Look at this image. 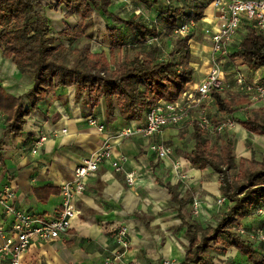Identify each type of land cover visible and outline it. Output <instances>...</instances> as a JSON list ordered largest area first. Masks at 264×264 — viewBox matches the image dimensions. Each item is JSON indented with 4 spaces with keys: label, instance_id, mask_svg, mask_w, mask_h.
Masks as SVG:
<instances>
[{
    "label": "crops",
    "instance_id": "crops-1",
    "mask_svg": "<svg viewBox=\"0 0 264 264\" xmlns=\"http://www.w3.org/2000/svg\"><path fill=\"white\" fill-rule=\"evenodd\" d=\"M57 1L42 0L38 8L48 18L50 33L55 37L67 26L74 28L78 21L75 15H65L66 8L63 5L55 8ZM129 2L110 0L108 9L121 18H134L148 27L159 19L160 8L154 11L150 23L135 17L131 12L126 17L131 7ZM209 2L210 0L198 1L204 6L205 17L200 20L202 26L210 20L212 9ZM125 4H129L128 7L124 6ZM114 21L119 22L114 17L96 11L93 13L92 27L95 32L92 33L90 50L104 52L110 59L107 27L119 28L125 37L123 36L120 48L115 47L112 51L117 60L118 53L129 55L126 49L130 51L138 46V33L135 29L125 28L121 22L115 24ZM100 22L103 27L99 25ZM244 32L245 29L243 34ZM83 39L80 37L72 41V46H80ZM239 42L232 45L234 52ZM63 43L69 45L67 40H63ZM203 47L205 46L199 49L202 50ZM147 49L148 46L142 47L144 51ZM206 50L208 51V45ZM234 56L236 55L233 53L231 57ZM207 57L205 63L208 67ZM227 64L229 69H233L228 72H233V75L239 70L249 78L264 80V71L260 72L264 68L253 72L246 67L244 61L243 64ZM207 67L199 74L195 72L197 68L194 66L193 81L187 87L197 84ZM233 75L226 78L232 79ZM0 86L16 97L24 95L33 86L32 77L21 74L11 58L3 56L1 47ZM223 94L220 95L227 99ZM84 99L83 95L76 93L74 87L56 89L54 96L50 95L35 108H31L29 101L24 97L22 105L28 108L29 113L25 116V124L18 136L5 134L6 115L0 112V188L5 185L13 188L15 207L44 215L52 214L59 208L61 183L71 179L77 163L98 149L106 135L88 123L89 117L104 123L107 131L120 129L129 123L123 120L118 112L117 118L109 122L103 101L92 107L87 105ZM246 101L235 106L243 108H237L234 117L244 118L252 109L264 106L262 103H250L247 99ZM209 106L215 117L223 116L216 108L215 99L210 101ZM240 112L242 114H239ZM233 129V135L230 130L224 133V136L233 139L236 160L240 157L260 160L264 156V135L250 133L237 122ZM186 131L187 134L190 133L191 140L183 156L178 158L182 164L178 173L185 175V178L180 179L172 167V160L156 159L148 150V146L154 142H164L173 149L182 147L181 145L185 144L183 133ZM193 131L194 125L184 124L180 127L165 128L149 137L134 136L115 142L114 153L126 158L124 171L115 172L108 161L103 162L89 177L85 191L77 198L76 204L80 213L72 219L68 231L52 240H33L21 256V264H101L106 255L117 249L114 234L119 225H125L128 230L129 245L125 258L131 264H162L163 260L180 264L187 244L185 226L178 216L177 205L170 201L165 183L178 185L180 196L186 201L181 211L189 221H196L202 226H214L216 223H211L214 220L213 214L217 213L220 207L215 203V198L220 194L217 172L211 167H193L189 161L188 156L194 145ZM41 134L46 136L45 141L38 147L37 153H32L31 148ZM255 150L261 152L257 153L261 155L260 158L252 155ZM126 171L136 173L132 187L125 182ZM195 197H198L201 203L198 216L189 213L191 201ZM1 220L3 215L0 209ZM254 221L261 222V227H264V215L250 212L239 218V223L243 226H253ZM210 253L213 256V264H252L239 249L222 243L212 244Z\"/></svg>",
    "mask_w": 264,
    "mask_h": 264
},
{
    "label": "trees",
    "instance_id": "trees-1",
    "mask_svg": "<svg viewBox=\"0 0 264 264\" xmlns=\"http://www.w3.org/2000/svg\"><path fill=\"white\" fill-rule=\"evenodd\" d=\"M177 1V5L169 4L160 12L157 22L148 27L134 18L124 19L112 13L108 9L110 0H58L55 8L63 5L65 15H75L78 21L74 28L67 26L55 37L50 33L48 18L38 9L42 0H0L3 56L11 58L19 72L30 75L33 80V86L19 97L0 86V112L6 115L5 134L18 136L21 133L29 113L22 105L24 97L31 108H35L61 87H74L92 107L103 101L109 122L117 118L116 112L126 122L140 120L159 100L176 101L193 81L188 38L173 37V43L170 41L172 49L164 60L159 59L156 45H148L146 51L142 47L146 35L170 36L176 19L186 9L193 11L192 19L203 18L204 6L198 3L199 0ZM95 11L114 17L125 28L137 31L142 41L136 36L139 47L135 56L120 54L115 60L112 51L115 47L120 48L124 34L112 26L107 27L110 59L104 52L90 50L92 32L88 29L93 25ZM80 37L87 41L73 47L71 42ZM63 40L69 45L66 46ZM182 50L183 54L176 57ZM234 55L241 57L250 71L264 68V35L252 26H246ZM214 99L220 113L231 114L248 132L264 135V106L252 109L244 118H236L237 108L230 100L219 93L214 94ZM246 102L243 99L238 103ZM216 135L210 139L194 127V145L188 156L193 167H211L221 176L220 192L231 204L226 206L214 226L187 220L181 211L186 201L180 196L178 185L165 183L170 201L177 205L178 216L185 226L187 244L180 264H213L210 251L212 244L217 243L239 249L248 259H253L252 264H264V251L253 248L236 231L241 226L239 218L264 206V156L260 160L243 157L236 160L234 141L227 136L217 144L212 141L213 138L215 141L220 139ZM230 171L235 173L231 175ZM260 229L264 232V227L260 226Z\"/></svg>",
    "mask_w": 264,
    "mask_h": 264
},
{
    "label": "built area",
    "instance_id": "built-area-1",
    "mask_svg": "<svg viewBox=\"0 0 264 264\" xmlns=\"http://www.w3.org/2000/svg\"><path fill=\"white\" fill-rule=\"evenodd\" d=\"M212 9L210 20L201 25L200 20L191 18L192 10L186 9L176 19V25L171 31L175 38H192L196 30L208 41V67L201 80L194 86H188L176 101L159 100L151 106L140 120H131L129 123L115 130H108L102 122L93 117L88 118L90 125L105 133L102 144L98 149L82 158L74 167L70 180L61 183L59 192L61 196L59 208L52 214H37L14 205L15 192L10 185L0 188V209L3 220L0 221V262L8 264H21V256L29 248L33 240H52L66 233L71 221L77 217L80 210L76 204L77 198L85 191L88 179L99 166L108 161L115 172L124 171L126 158L115 154L113 145L122 139L141 136L149 137L161 132L165 128L180 127L192 124L203 134L213 136L229 132L236 125L229 113L222 117H215L210 111V101L214 94H223L228 85L224 78V67L228 62L234 65L243 64V59L231 55L234 53L232 45L242 38L246 26H252L258 33L264 35V0H211ZM203 17L204 12H203ZM203 19V18H202ZM142 41L141 38H139ZM143 41L149 45H156L159 49L158 57L166 58V53L160 47L158 36L146 35ZM172 49V45H170ZM233 88L245 95L251 103L264 104V80H247L246 75L236 70L232 80ZM44 134L39 135L31 148L37 153L38 147L45 141ZM148 150L156 159L172 160V167L176 170L178 178H185L178 173L181 161L172 159L174 149L164 142L149 144ZM218 175V173H217ZM125 182L132 187L136 179L134 171L124 173ZM218 206H229L230 201L219 194L215 198ZM201 203L198 197L193 198L192 213L198 216ZM255 215H264V207H258ZM241 239L259 244L257 250L264 251V232L260 228L240 226L236 229ZM117 249L106 255L101 264H131L125 258L128 249V230L125 225H119L114 234ZM162 264H171L170 260H163Z\"/></svg>",
    "mask_w": 264,
    "mask_h": 264
},
{
    "label": "rangeland",
    "instance_id": "rangeland-1",
    "mask_svg": "<svg viewBox=\"0 0 264 264\" xmlns=\"http://www.w3.org/2000/svg\"><path fill=\"white\" fill-rule=\"evenodd\" d=\"M129 1H130L129 3L131 4V7H129L130 11L129 12L127 11L126 17L129 16L130 15L129 13L131 12L133 15H135V17H139V19H142L145 22H147V20H148L149 23L151 22L150 21L151 16L154 15V11H157L158 8H160L161 9L160 11L162 12L166 7L169 6V4H171V6L178 4L177 0H157L156 2H154L152 0H129ZM128 5L129 4H127V5L125 4L124 6L128 7ZM118 9H120V8L118 7ZM95 15H96V17H98L97 13H95ZM101 23L102 22H100L99 25H101ZM114 23L120 24L119 22H116V21H114ZM88 30L91 31L92 33L95 32V29H93V27L89 28ZM96 31H97V29H96ZM92 39H93V37H92ZM92 39H90V43H91ZM158 39H159L160 47L163 49V51L167 55V53L171 50L170 41H171V43H173V41H172L173 36L161 35L158 37ZM174 39H176V38H174ZM86 41H87L86 39H83L80 45H82ZM146 44L147 43H144L145 46L149 45V44H147V45ZM191 45H192V47H191ZM203 45L205 47H203L202 50H200L199 48H201ZM207 45H208V41L205 38H203L201 32L198 30H196V32L192 36V38L189 39L190 66L192 67V70H193V67L195 66L197 68V69H195V72H199V74H202L207 67L206 63H205V59L208 56V51L206 50ZM138 47L139 46H137L135 48H131L130 51L128 50L127 52L129 53V56H135L137 51H138V49H137ZM196 49H198V51ZM183 52L184 51L182 50L180 54L177 53L175 56L179 57L181 54H183ZM157 53H159V50ZM119 55L120 54L118 53L117 56H119ZM228 66L229 65L226 64L224 69H223L225 82L228 85V88L225 89L223 95L227 96L228 97L227 99L230 100L234 104V106H237L239 100H243V99L246 100V97H245V95L241 94L240 92H237L235 90V88H233V85H232L233 78L232 79L226 78L228 76L233 75L232 74L233 72H228V71H233V69L232 68L229 69ZM262 71H264V69L260 70V72H262ZM246 78H247V80H252V78H249L247 76H246ZM237 108L241 109V108H243V106H238ZM242 110H245V109H242ZM239 114H242V113L240 112ZM233 130L230 133L231 135L234 134ZM183 135H184L185 144H182L181 145L182 147H174L175 148L174 149V156L172 157V159H174L175 157L180 159V157L183 156V153L185 152L187 147L190 146V144H189V141L191 140L190 133L187 134V131H186L183 133ZM220 135H221L220 139L215 141V139L213 138L212 141L219 144L220 140H223V138L225 137L224 134H220ZM257 150H255V152L252 151V155L255 154L258 158H260L261 155H258V154H261V152H258ZM179 151H180V154H179ZM229 173L231 175H233L235 173V171H230ZM217 179H218V182L220 185V182L222 179H221V176L219 173H218ZM219 191H220V189H219ZM220 194H221V192H220ZM191 204H192V201H191ZM191 204H190V206H191ZM225 208L226 207H224L223 205L218 208L219 211L217 213L213 214L214 220L211 223L214 224V223H216L215 221L219 220L220 215L224 212ZM189 213L190 214L192 213L191 207H190ZM254 223L255 224L253 226H246V227L260 228V226L263 225L261 222H257V221L256 222L254 221ZM241 226H243V225H241ZM258 245L259 244H257V242L252 243L253 247H257ZM251 262L253 263V259L251 260Z\"/></svg>",
    "mask_w": 264,
    "mask_h": 264
}]
</instances>
